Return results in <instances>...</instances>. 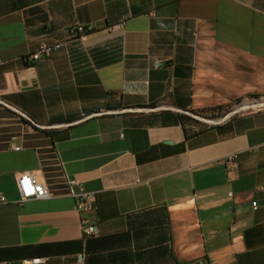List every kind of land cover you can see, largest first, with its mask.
I'll use <instances>...</instances> for the list:
<instances>
[{"label": "crops", "instance_id": "obj_1", "mask_svg": "<svg viewBox=\"0 0 264 264\" xmlns=\"http://www.w3.org/2000/svg\"><path fill=\"white\" fill-rule=\"evenodd\" d=\"M0 191V262L264 264V0H0Z\"/></svg>", "mask_w": 264, "mask_h": 264}, {"label": "built area", "instance_id": "obj_2", "mask_svg": "<svg viewBox=\"0 0 264 264\" xmlns=\"http://www.w3.org/2000/svg\"><path fill=\"white\" fill-rule=\"evenodd\" d=\"M92 30L93 25L73 24L69 28V33L70 37L72 38H83ZM64 43L65 41L63 40H58L52 43L43 42L36 51H34L31 55L27 57V59L32 63H36L37 61L41 60L44 56L49 55L53 49L61 47ZM251 104L252 103L248 105H240L236 108V110L247 109L251 107ZM237 157L238 153H232L224 158V162L230 165L235 162ZM17 185L20 192V203L30 199H41L52 196L51 190L35 171H27L25 173H22L17 179ZM71 194L78 198L77 210L83 213V234L86 237L95 235L97 232V224L91 221L90 218L86 215V213L96 211L98 209V206L96 204V193L85 190L76 192L71 189ZM8 200L9 199L7 195L3 191H0V204L6 203L8 202ZM257 203V201H254V207L257 206ZM43 260V258H34L31 260V262L38 263ZM0 264H12V262L1 261Z\"/></svg>", "mask_w": 264, "mask_h": 264}, {"label": "trees", "instance_id": "obj_3", "mask_svg": "<svg viewBox=\"0 0 264 264\" xmlns=\"http://www.w3.org/2000/svg\"><path fill=\"white\" fill-rule=\"evenodd\" d=\"M241 101V99H239L238 100V103ZM204 115V114H203ZM183 122H184V124L186 125V123L187 122H189L190 120H196L195 118H193V117H191V116H189V115H183ZM203 131V128H201V129H198V130H195V131H193V132H191L190 130H188L187 129V134L188 135H194V134H197V133H199V132H202Z\"/></svg>", "mask_w": 264, "mask_h": 264}]
</instances>
